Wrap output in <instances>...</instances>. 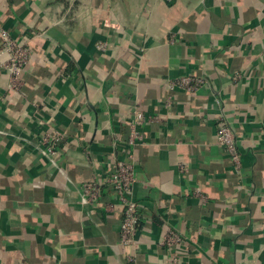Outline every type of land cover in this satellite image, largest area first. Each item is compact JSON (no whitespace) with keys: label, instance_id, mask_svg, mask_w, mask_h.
<instances>
[{"label":"crops","instance_id":"crops-1","mask_svg":"<svg viewBox=\"0 0 264 264\" xmlns=\"http://www.w3.org/2000/svg\"><path fill=\"white\" fill-rule=\"evenodd\" d=\"M0 21L32 51L17 89L0 78V264H131L105 181L136 109L157 118L133 148L136 264H171L167 229L184 264H264V0H0ZM183 76L206 84H164ZM224 120L240 174L216 140ZM55 135L52 164L41 142ZM89 182L97 205L81 203Z\"/></svg>","mask_w":264,"mask_h":264},{"label":"built area","instance_id":"built-area-1","mask_svg":"<svg viewBox=\"0 0 264 264\" xmlns=\"http://www.w3.org/2000/svg\"><path fill=\"white\" fill-rule=\"evenodd\" d=\"M168 4L175 0H164ZM32 61V51L28 36L14 37L7 31L0 21V78L7 76L10 87L17 89L21 85L23 73ZM170 90H183L188 96H195L206 81L200 77L183 76L175 80H166L164 83ZM157 120L156 117L146 116L144 112L136 109L133 112L132 133L129 139L128 152L117 162L115 171L106 179V186L123 208V220L120 229V245L130 248L133 253L127 255V262L136 264L137 256L141 253L139 230L142 222L147 221L143 214V205L135 197V184L137 178L136 160L133 148L142 140L137 127ZM218 145L223 147L234 164L237 174L243 168L242 154L237 138L231 124L224 120L220 123L216 134ZM42 153L54 164L59 157L61 136L55 135L42 140ZM101 196L100 186L97 183H85L81 188V203L84 205H97ZM205 203V197H200ZM160 244L166 250L168 262L171 264H184L187 257V242L185 237L175 230L164 231Z\"/></svg>","mask_w":264,"mask_h":264}]
</instances>
